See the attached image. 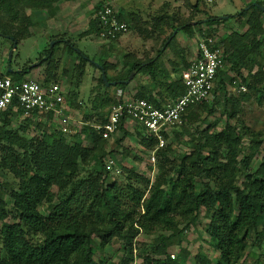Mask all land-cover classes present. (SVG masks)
I'll return each mask as SVG.
<instances>
[{
  "label": "trees",
  "instance_id": "trees-1",
  "mask_svg": "<svg viewBox=\"0 0 264 264\" xmlns=\"http://www.w3.org/2000/svg\"><path fill=\"white\" fill-rule=\"evenodd\" d=\"M62 1L64 0H0V12H12L14 8L21 6L29 13L27 17L32 24L38 13L58 9ZM204 1L207 0H196L193 8L201 12L199 4L201 2L205 4ZM103 3L106 1L101 0L96 4L94 14L90 18V27L99 37L101 25L97 13ZM247 7L249 9H246ZM262 8L264 1L252 0L240 13L228 16L226 20L207 15L197 22L200 37L195 44L197 45V41L202 37L217 36L220 38L225 56L226 66L219 73L215 94L225 88L224 76L231 71L239 74L245 85L255 89L260 103H264V87L252 86L243 75V71L253 76L255 68L258 67L257 73L263 69ZM169 18L167 14L166 17L153 18L152 27L145 28L147 24L139 23L134 14L124 10L117 12V19L120 22L126 23L129 29L144 34L147 38L163 33L167 26H170ZM193 21L194 19L190 18L179 22L177 26H171V33L155 57L147 60L125 58L124 71L116 78L108 75L110 64L101 61L108 82L125 81L133 73H136L134 78L141 73H148L153 79L152 86L141 85L131 98L144 99L157 108H163L169 102L174 103L186 91L182 72L190 66L193 52L190 50L189 54H180L183 61L182 65H179L182 71L180 78L175 77V71L166 72L164 79L169 80L166 97L159 93L162 81L156 70L165 50L175 42L179 32L189 33L194 29V26L189 25ZM231 21L242 23V27L248 28L219 36L221 27ZM178 28H180L178 34L166 46ZM0 32L4 35L9 34L3 28ZM9 35L17 40L14 35ZM120 38L112 41L117 42ZM2 39L12 42L7 37ZM62 43L67 45L69 53L76 54L74 50L76 46L59 39L56 47L47 51V54H52L47 60L49 64L53 62L56 49ZM76 55L82 62H89L82 57L83 52ZM26 68L23 67V70ZM0 76L10 77L14 81L25 79L24 73L8 71V59L3 70H0ZM38 81L43 85L58 83L52 81L50 70L44 80ZM101 83L107 101H112L108 95L111 89L116 88L125 93L129 87L125 84L107 86L102 76ZM211 103L189 108L185 119L191 120L192 116L189 113L196 109L210 110L209 113L212 114L214 108ZM235 113L228 114V121L220 132H207L200 138L197 146L193 145V148L189 152H184L179 160H174L179 163L175 174L170 177L159 176L154 183H151L146 175L125 167V183L110 180L111 172L105 167V157L108 154L113 155V151L107 152L108 141L102 137L95 124L83 127L81 132L91 143L90 146H84L82 139L69 143L61 129L48 132L49 130L41 125L43 120H37L38 128L42 129L40 138L32 139L23 154L13 151L9 156L0 157V170L8 171L18 179V183L9 194V203H5L1 198L3 190L0 183V247L3 253L0 256V264H108L95 260V238L100 239L102 250L111 244L114 238H121L124 240V252H130L133 249V239L141 230L149 233L161 225L170 228L175 216H182L190 223H195L202 209L210 216L207 233L220 253V258L216 262L205 258L199 264H242L247 250L259 242L264 226V157L254 171L250 166V158L243 152L244 139L242 134L237 132L239 125L232 122ZM12 114L22 116V111L10 107L0 113L5 125L10 121ZM47 118L52 120V116L47 115ZM107 119L108 115L102 117L98 124H104ZM32 120L35 119H30ZM128 130L122 122L120 133H123L124 138L129 134ZM135 130L140 145L153 151L158 141L147 135L140 127ZM183 131L187 133V130ZM171 133L180 135L175 128L170 133H164V138L168 139ZM256 148L253 149L257 150ZM158 151L163 152L166 158L169 157L168 154L174 152L170 144ZM169 159L173 161L170 157ZM95 160L102 163L101 167L90 170L86 176H81L83 167ZM239 173L245 178L242 184L237 180ZM205 179H208V182H203ZM198 180L204 183L200 190L197 189ZM53 187L58 188V196L52 191ZM7 205L12 206V211L7 209ZM43 206L49 211L47 215L41 211ZM188 227L187 225L186 229ZM178 233H183V230ZM36 235H42L43 239L37 240ZM170 241V238L162 237L155 255H167ZM144 261L145 264H163L161 260L152 256H146ZM127 262L128 260L124 258L122 264Z\"/></svg>",
  "mask_w": 264,
  "mask_h": 264
},
{
  "label": "rangeland",
  "instance_id": "rangeland-1",
  "mask_svg": "<svg viewBox=\"0 0 264 264\" xmlns=\"http://www.w3.org/2000/svg\"><path fill=\"white\" fill-rule=\"evenodd\" d=\"M100 1L64 0L59 4V7L56 6L58 9L38 13V17L33 19L32 24L27 17L29 13L21 6L12 9V12H0V29L3 28L9 34L14 35L18 41V47L12 55L13 68L23 69L37 59L47 56L51 42L56 39L69 41L76 46L74 49L76 54L83 52V55L90 60L86 63L82 62L76 54L69 53L67 45L62 43L56 49L51 64L46 61L44 65L25 75V79L42 81L47 77L49 70L51 71L52 81H58L71 104L69 107L72 121L69 127L70 132L65 133V137L69 143L82 139L84 146H90L91 143L88 137L81 132L83 127L87 124H98L102 117L107 116L110 108L118 101L120 92L119 89H111L108 95L112 101L105 99V89L101 83L102 74L96 64H100L101 61L109 63L108 75L116 78L124 71L123 61L125 58L147 60L155 57L171 33V26H177L179 22L190 18L194 19V22H198L206 18L207 15L233 16L240 13L252 0H218L212 4L204 1L205 4L202 2L199 4L201 12H197V9L193 8L196 0H104L110 3L117 12L124 10L134 14L139 23L147 24L148 27L144 26L145 28L152 27L153 18L166 17V14L170 17V26H167V29L159 36L152 35L147 38L144 34L129 29L128 33L117 42L97 36L90 27V18L94 14L96 4ZM262 19L264 22V16ZM242 21L246 23L245 20ZM242 26V23L231 21L221 27L218 35H228L233 31H244L248 28V26L246 28ZM199 30L200 27H197L196 24L189 33L183 31L177 33L175 42L162 55L156 74L161 78L162 84L159 93L164 97L167 95L166 88L169 83V80L164 79L166 72L175 71V77L180 78L182 71H180L179 65L183 63L180 54H189L191 50L193 54L190 61L193 60L195 42L200 37ZM9 34L1 35L0 70H3L6 65L9 52L13 48L12 42L2 39L10 36ZM56 45L57 43L53 48ZM257 71L258 67L254 69L253 76H249L247 71H243V75L248 78L252 86L261 88L264 87V63L262 71L258 73ZM224 77L225 88L215 94L214 103H211L214 112L210 114V110L203 111L202 109L190 111L192 119L187 121L185 115L183 124L176 128L180 135L171 133L169 138L165 139L164 148L170 144L174 151L172 154H168L173 161H170L169 157L166 158L165 154L161 152L162 150L158 151V144L156 147L154 146L153 151L141 146L136 137V127H130L126 138L123 137V133H119L114 141L108 142L107 152L113 151V155L118 157L122 169L120 174H111L110 180L125 183L124 167L146 175L147 178H150L151 183H154L159 176H172L179 168V163L174 160H179L184 152H189L193 148V145L197 146L200 138L207 132H220L228 121V114L235 112L232 122L239 125L237 132L241 133L244 139L243 152L250 158V166L255 171L264 157V103H260L257 91L245 85L243 78L236 72L228 71ZM152 84V77L148 73H141L133 78L125 94L129 97L134 96L137 88L141 85L149 87ZM170 104L173 102H169L168 105ZM9 120L5 125L3 117L0 116V157L2 155L9 156L13 151L19 154L25 153L30 141L40 138L42 131L41 128H38L37 120H26L17 114H12ZM41 125L47 131L49 130L48 132L62 129V125L53 118L52 120L44 118ZM183 130H187V133ZM254 147H257V150L253 149ZM221 150L224 152V148ZM108 156L110 154L105 157V160ZM101 165L100 161L89 162L83 167L81 176H86L90 170L98 169ZM244 179V175L239 173L237 177L239 183L242 184ZM197 182V189L200 190L204 185L203 182H208V179ZM0 183H2L1 190H3L1 198L5 203H9V194L18 183V179L8 171L0 170ZM52 191L58 196L57 187H53ZM7 209L12 211V206L7 205ZM41 211L46 215L49 213L46 206H43ZM209 220L210 216L204 209L195 223H190L182 216H175L170 228L161 225L156 226L149 233L141 230L140 234L133 239V249L130 252H124V240L121 238H114L104 250L100 248V239L95 238V260L108 264H122L125 258L128 260L126 264H145V257L152 256L161 260L163 264H199L205 258L216 262L220 258V253L207 233ZM187 225L189 227L186 229ZM181 230L183 233L179 234L178 232ZM162 237L170 238L171 245L167 255L157 256L155 255L157 246L161 243ZM35 238L42 240L43 236L36 235ZM2 254L0 247V256ZM242 264H264V226L259 242L247 250Z\"/></svg>",
  "mask_w": 264,
  "mask_h": 264
},
{
  "label": "built area",
  "instance_id": "built-area-1",
  "mask_svg": "<svg viewBox=\"0 0 264 264\" xmlns=\"http://www.w3.org/2000/svg\"><path fill=\"white\" fill-rule=\"evenodd\" d=\"M207 1L215 3L218 0ZM97 18L103 39L116 40L129 31L128 25L117 19V11L110 3L101 4ZM225 66L220 38L202 37L197 41L190 66L182 72V81L186 88L184 95L173 104L157 108L144 99L134 100L120 91L117 103L110 108L107 121L104 124H95V127L109 143L119 135L122 122L127 129L140 127L158 141L157 148L161 149L165 145L163 134L181 126L189 108L214 100L218 76ZM70 105L59 83L43 85L38 80L14 81L10 77L0 76V113L15 107V110L22 111L24 119L44 120L49 115L62 125L61 130L65 134L70 132L72 121ZM105 167L111 174L122 172L116 155L106 158Z\"/></svg>",
  "mask_w": 264,
  "mask_h": 264
},
{
  "label": "water",
  "instance_id": "water-1",
  "mask_svg": "<svg viewBox=\"0 0 264 264\" xmlns=\"http://www.w3.org/2000/svg\"><path fill=\"white\" fill-rule=\"evenodd\" d=\"M255 5H256V3H255ZM246 9H249V7H247ZM262 9H263V11H264V8H262ZM218 19H224V20H226V19H228V17H218ZM196 24H197V22H194V21L191 22V23H189V25H191V26H194V25H196ZM179 30H180V28H178V29L174 32V34H173V35L170 37V39L167 41L166 46L170 43V41H171V40L173 39V37L178 33ZM0 35H2V34H0ZM3 36H4V35H3ZM6 37H7L8 39H11L12 41H14L13 48L10 50L9 55H8V61H9V64H10V62H11V60H12L13 52H14V51L17 49V47H18V41L15 40L13 37H10V36H6ZM58 42H59V40H53V41L51 42L50 49H52V48L54 47V45H55L56 43H58ZM166 46L163 48V50L166 48ZM79 53H80V52H79ZM51 55H52V54L50 53L49 56L45 58V60H47ZM82 57L85 58V59H87V60H89V59H88L87 57H85L84 55H82ZM89 61H90V60H89ZM96 65H97V66L99 67V69L102 71V79H103V81L106 83L107 86H117V85H119V84L129 85L130 82L133 80L135 74H136V73L131 74L130 77H129V79H127V80H125V81H113V82H108V80H107V76H106V72H105V70H104V67H103L101 64H96ZM38 66H39V63H34V64L31 65V67H30L27 71H22V70L13 71V69L9 66V67H10V68H9V72L18 73V74H20V73H24L25 75H28L32 69H34V68H36V67H38Z\"/></svg>",
  "mask_w": 264,
  "mask_h": 264
},
{
  "label": "flooded vegetation",
  "instance_id": "flooded-vegetation-1",
  "mask_svg": "<svg viewBox=\"0 0 264 264\" xmlns=\"http://www.w3.org/2000/svg\"><path fill=\"white\" fill-rule=\"evenodd\" d=\"M9 40L12 41L11 39H9ZM12 42H13V45H14V41H12ZM48 56H49V54H48L47 56H43L41 59H40V58L37 59L34 63H39V66L36 67V68H39V67L42 65L43 62H46L48 59L45 60V58L48 57ZM12 63H13V60H11L10 64H9V61H8V71H9V68H10V67L13 69V71H18V70L27 71V70L31 67V65L34 64V63H31V65H29L26 69L23 70V69L13 68ZM9 66H10V67H9ZM34 69H35V68H34ZM34 69H32V70L30 71V73H31ZM30 73H29V74H30Z\"/></svg>",
  "mask_w": 264,
  "mask_h": 264
}]
</instances>
